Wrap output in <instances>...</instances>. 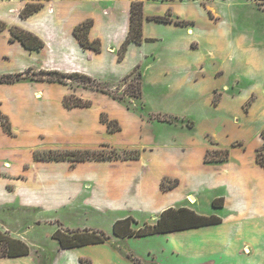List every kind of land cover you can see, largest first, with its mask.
<instances>
[{"label": "rangeland", "instance_id": "374dc122", "mask_svg": "<svg viewBox=\"0 0 264 264\" xmlns=\"http://www.w3.org/2000/svg\"><path fill=\"white\" fill-rule=\"evenodd\" d=\"M26 3L0 0L1 232L25 241L36 264H57L55 231L88 229L115 243L116 219L135 231L176 204L230 219L239 202L264 221V169L254 160L264 129V3L143 0L144 17L172 21L144 18L151 39L121 60L112 44L130 0H46L24 18ZM86 18L99 52L73 38ZM94 20L95 34L108 30L104 43L90 36ZM11 26L44 46L25 48ZM71 72L89 79L59 75ZM218 148L229 151L221 164ZM78 150L98 159L74 160ZM48 155L62 159L39 158ZM219 196L226 204L215 208ZM177 237L187 234L130 236L118 245L166 250L165 239Z\"/></svg>", "mask_w": 264, "mask_h": 264}, {"label": "crops", "instance_id": "0c3cea01", "mask_svg": "<svg viewBox=\"0 0 264 264\" xmlns=\"http://www.w3.org/2000/svg\"><path fill=\"white\" fill-rule=\"evenodd\" d=\"M101 1L105 3L107 0ZM113 1L120 2L122 0ZM147 5V2H144V9ZM129 7L130 3L129 5L127 4L125 12L126 27L120 34H115L116 39L112 44L114 49L118 47L120 41L126 35ZM143 21L148 20L144 19ZM97 25L98 21L94 20V28L91 29L90 36L99 35L104 43L105 35L103 36V34L106 33L108 35V30H104L101 27V33L95 34L94 30ZM73 38L76 40L74 36ZM144 38L145 40L151 39L147 36ZM136 45L139 46L141 43H129L126 55L134 51ZM255 165H258L256 161ZM225 204L222 203V206L215 208H222ZM238 204L239 202L235 204L236 213L230 216V219L220 216L221 221L216 224L160 233L187 234V237L184 238H166V242L170 241V246L168 245L166 250L162 249L160 245L159 247L150 245L141 247L139 245H130V243L122 248L118 245L119 241L121 243L129 237H116L115 243L105 240L100 243H90L70 248H56L57 264H79L80 258L88 259L91 264H264V239H258L261 231L254 228L260 221L258 220L259 217L256 216V213L251 214V212H254L253 210L247 212V207H244V204L242 207L238 206ZM237 215L239 219H234ZM263 223L264 221L259 224ZM35 261L36 259L31 251L25 255L14 257L0 256V264H36Z\"/></svg>", "mask_w": 264, "mask_h": 264}, {"label": "trees", "instance_id": "16d2710c", "mask_svg": "<svg viewBox=\"0 0 264 264\" xmlns=\"http://www.w3.org/2000/svg\"><path fill=\"white\" fill-rule=\"evenodd\" d=\"M12 1V0H6ZM46 0H27L26 5L20 11L21 17H27L30 14L38 11L42 6L43 2ZM260 4L264 3V0H257ZM144 18L147 19H155L156 21H165L171 22V19H167L166 17L162 16H153V17H144L143 15V0H130V8H129V19H128V28L125 37L120 42V45L117 49V58L121 60L124 57V53L128 47V44L131 42L140 44L143 40L142 34V22ZM175 23H178L175 21ZM93 24V20L91 18H86L85 20L77 23L73 29L72 34L77 39L79 45L82 48H89L96 52L101 50V43L99 38L90 39L88 37L89 30ZM6 24L4 21L0 20V30L5 28ZM9 32L13 39H17L20 43L27 49H40L44 46V42L41 38H39L36 34L19 28L17 26L9 27ZM57 73V72H56ZM17 75H20L17 73ZM60 76H81L84 78H88V76L84 74H80L78 72H71L67 75L60 73ZM72 106H86L88 104L82 102H76L71 104ZM5 116L0 113V120ZM2 121V120H1ZM106 125L110 131L118 130L119 126L111 128L109 123L111 121L104 120ZM115 122V121H113ZM112 122V123H113ZM2 126L4 131L7 133L10 132L9 125L3 124ZM262 143L259 147L256 148V155L255 161L264 169V129L260 132ZM218 157L214 160L217 163H222L227 160L228 156V148H218ZM83 151H72V156L75 158L74 160L82 161L89 158H97L93 156V154L86 153L82 154ZM138 153L135 152L133 155L127 156V158H136ZM41 160H60L62 158L58 157H39ZM98 159V158H97ZM104 159V158H103ZM174 185L170 186L172 188ZM222 197L212 199L211 205L213 207H220L222 206ZM219 201V202H218ZM221 221V217L216 214L204 215L198 213L196 210L188 207V206H177V207H167L163 209L159 216L156 218L155 222L152 224H144L142 227L138 228L137 230H132L126 218L116 219L112 224V234L118 238L130 237V236H146L150 234L156 233H167L187 228L193 227H200L204 225L216 224ZM52 238H54L59 248H70L74 246H81L90 243H100L104 242L108 237L101 235L95 231L83 229L81 231H76L71 234H57L56 231L52 234ZM29 253V246L25 241L20 238L13 237L8 233L0 231V256H20ZM79 264H91L88 259H79Z\"/></svg>", "mask_w": 264, "mask_h": 264}]
</instances>
